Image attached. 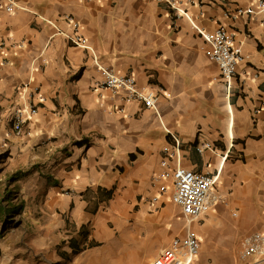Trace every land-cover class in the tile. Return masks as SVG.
<instances>
[{
	"label": "crops",
	"instance_id": "1",
	"mask_svg": "<svg viewBox=\"0 0 264 264\" xmlns=\"http://www.w3.org/2000/svg\"><path fill=\"white\" fill-rule=\"evenodd\" d=\"M14 1L22 8L7 11L0 0V124L13 99L36 114L9 137L23 165L0 199V264H149L188 227L170 180L150 200L169 132L181 140L178 163L217 175L228 202L189 224L203 253L262 229L264 12L235 14L259 0H177L180 17L158 0ZM66 16L91 50L61 33H72ZM192 23L224 26L243 44L248 58L229 81ZM95 60L156 91V109L104 88ZM208 256L192 264H213Z\"/></svg>",
	"mask_w": 264,
	"mask_h": 264
},
{
	"label": "built area",
	"instance_id": "2",
	"mask_svg": "<svg viewBox=\"0 0 264 264\" xmlns=\"http://www.w3.org/2000/svg\"><path fill=\"white\" fill-rule=\"evenodd\" d=\"M8 1L7 11L22 8L14 0ZM158 1L166 3L175 12L176 17L186 15L177 0ZM257 12H264V0H259L255 8L254 6L237 7L235 10L236 15L255 14ZM65 19L70 23L72 33H61L67 36L71 44L91 50L84 36L79 33L78 24L73 17L66 16ZM192 26L206 42L207 46L204 48V54L217 64L221 77L229 81L235 74L237 66L248 58V55L243 51V44L235 43L234 33L224 26L218 27L213 32L199 29L193 23ZM5 43L6 40H3L1 45L4 46ZM95 63L103 74L102 86L104 88L114 95L124 93L123 99L127 102L137 101L148 109H156L158 101L156 91L140 89L135 77L131 74L119 75L100 66L96 60ZM29 86V82L20 85L18 89L20 97L21 92L24 94L28 92ZM35 114L36 107L32 102L24 100L19 105V101L13 99L8 114V123L11 125L12 132L17 136L20 135L24 126ZM169 135L172 143L164 145L161 149L163 153V157L159 162L161 169L153 177V184L157 185L156 194L150 200L157 203L159 198L167 192L168 185L166 181L170 180L172 183V201L181 208L186 216L188 227L184 235L174 237L170 244L162 249L149 264H192L193 259L202 248V243L195 231L190 229V222L201 218L215 204L227 205L228 202L222 194L215 190L217 175L197 172L178 163L181 140L174 133L169 132ZM208 147L207 143H202L196 146V149L202 152ZM171 158H176V166L173 168L170 167L168 162ZM235 254L236 260L233 262L235 264H258L264 259V221L261 230L254 231L242 238Z\"/></svg>",
	"mask_w": 264,
	"mask_h": 264
},
{
	"label": "rangeland",
	"instance_id": "3",
	"mask_svg": "<svg viewBox=\"0 0 264 264\" xmlns=\"http://www.w3.org/2000/svg\"><path fill=\"white\" fill-rule=\"evenodd\" d=\"M10 136L12 137L17 136L16 134L12 132L11 125L8 122H6L5 127H3L0 124V199L1 200H2V196L4 195V192L9 186L8 183L11 182V177L13 176L15 178L16 176H19V174H15V173L19 171L18 170L19 166L23 165V163L21 162V159L19 158V151L17 152L11 146V141L9 138ZM25 165L27 164H24V166ZM7 219H11V217L9 216L7 217ZM20 219L21 218L16 217L14 218V220L12 219V222L17 221V220H19L20 222ZM238 244L236 245L235 248L226 247V249L222 247L218 248L217 246H213L215 250L222 251V253H219V254L217 253L209 254V256L212 259L213 264H233L234 260H236L235 251L238 248ZM199 254H201L202 262L207 259L208 255L203 253L202 248Z\"/></svg>",
	"mask_w": 264,
	"mask_h": 264
}]
</instances>
